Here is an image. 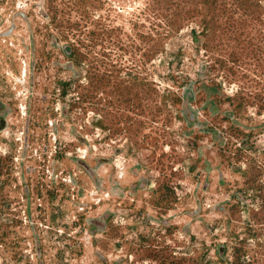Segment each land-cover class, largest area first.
I'll return each mask as SVG.
<instances>
[{"label":"rangeland","instance_id":"374dc122","mask_svg":"<svg viewBox=\"0 0 264 264\" xmlns=\"http://www.w3.org/2000/svg\"><path fill=\"white\" fill-rule=\"evenodd\" d=\"M0 264H264V0H0Z\"/></svg>","mask_w":264,"mask_h":264}]
</instances>
